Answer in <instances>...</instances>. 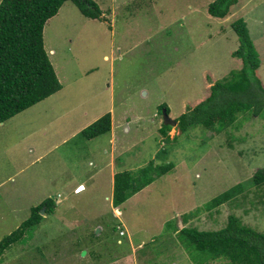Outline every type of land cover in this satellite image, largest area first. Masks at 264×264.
I'll list each match as a JSON object with an SVG mask.
<instances>
[{
  "label": "rangeland",
  "instance_id": "374dc122",
  "mask_svg": "<svg viewBox=\"0 0 264 264\" xmlns=\"http://www.w3.org/2000/svg\"><path fill=\"white\" fill-rule=\"evenodd\" d=\"M93 1L108 23L87 19L67 2L45 26V49L63 89L0 124V241L32 208L48 198L61 201L0 263L114 264L134 254L135 264H194L181 223L239 183L242 196L203 210L182 228L216 231L234 215L264 233V195L250 185L264 168V110L241 114L220 133L172 128L166 139L159 132L161 105L178 118L205 100L213 83L240 70L232 57L238 19L260 55L264 85V0H239L224 19L209 14L214 0ZM107 113L120 144L116 172L142 179L141 170L154 166L147 174L154 182L120 207V216L112 203L111 134L80 135ZM166 163L175 169L160 176L158 166ZM79 184L85 190L76 193ZM122 225L125 236L117 231Z\"/></svg>",
  "mask_w": 264,
  "mask_h": 264
},
{
  "label": "trees",
  "instance_id": "16d2710c",
  "mask_svg": "<svg viewBox=\"0 0 264 264\" xmlns=\"http://www.w3.org/2000/svg\"><path fill=\"white\" fill-rule=\"evenodd\" d=\"M67 2H72L88 19L108 22L104 12L93 0H2L0 3V124L39 104L63 89L55 68L45 50L44 29L47 22L57 16ZM239 0H214L208 12L214 18H226ZM239 41V47L232 57L241 61L239 71H232L228 77L210 87V95L197 106L189 108L172 123L163 124L162 137L169 139V132L177 128L186 133L191 128L203 126L219 131L232 126L241 114L251 112L258 117L264 110V85L257 76L261 66L260 55L251 38L244 19L232 25ZM166 114L169 108L160 106ZM177 124L176 126L174 124ZM112 116L105 114L80 132L88 140H93L111 131ZM211 138V137H210ZM154 166L141 170L142 179H136L131 172L116 173L114 179L113 205L119 207L146 188L154 178L147 174ZM164 175L174 169L173 163L158 166ZM146 177V178H144ZM144 178V179H143ZM250 185L261 190L264 195V168L250 178ZM245 191L239 183L231 189L198 208L183 221L186 224L203 210L211 211L227 202H232ZM264 204V201H263ZM54 214L56 202L48 198L35 208L30 217L12 234L0 241V259L5 251L23 238L26 232L39 226L44 220L40 215ZM187 215H185L186 217ZM191 240L187 246L193 247L194 264H209L224 261L225 264H264V233L242 223L234 216L228 217L227 225L216 231H200L197 228H183ZM193 254V253H192ZM1 261V260H0ZM1 264V263H0Z\"/></svg>",
  "mask_w": 264,
  "mask_h": 264
},
{
  "label": "crops",
  "instance_id": "0c3cea01",
  "mask_svg": "<svg viewBox=\"0 0 264 264\" xmlns=\"http://www.w3.org/2000/svg\"><path fill=\"white\" fill-rule=\"evenodd\" d=\"M62 9V8H61ZM104 12V11H103ZM105 14V13H104ZM88 19V18H87ZM89 20H92V19H89ZM93 21H95V22H99L100 24H102L103 22L102 21H99V20H93ZM48 23V22H47ZM104 23H108V22H104ZM113 25V24H112ZM103 31H104V29H103ZM105 32V31H104ZM46 50V49H45ZM47 52V51H46ZM47 54H48V52H47ZM49 54L50 55H55L56 56V51H54V50H51V51H49ZM105 58H107V56L105 57ZM60 92V91H59ZM58 92V93H59ZM57 94V93H56ZM55 95V94H54ZM54 95H52V96H54ZM51 96V97H52ZM50 98V97H49ZM48 98V99H49ZM47 100V99H46ZM111 114V116H112V128H111V131L109 132V133H107V134H111V137H110V139H109V142L111 143V144H113V146H112V150H111V160H110V164H109V168H110V175H111V179H110V183H111V186H112V203H113V190H114V179H115V175H116V159L115 158H113V155H117V152H118V150L116 149V148H119L120 147V144H119V142H118V136L117 135H115L114 134V123H115V121H114V118H113V115H112V113H110ZM19 115V114H18ZM104 116V115H103ZM175 119H177V118H173V117H170L169 116V118H166L165 119V121H164V123H166V121H170V122H173ZM91 125V124H90ZM174 125H176V123L174 124ZM161 129V128H160ZM160 129H159V132H160ZM127 132H129V129H127ZM160 134H161V132H160ZM172 138V137H171ZM129 144H131V143H129ZM125 148H127V145H125ZM125 148H123V149H125ZM157 157V156H156ZM151 165H153V164H150L149 166H151ZM148 167V166H147ZM146 167V168H147ZM142 169V168H141ZM174 169H175V166H174ZM140 170V169H139ZM79 186H84V188H85V185L84 184H79V185H77V187L76 188H78ZM75 188V189H76ZM147 188V187H146ZM146 188H144V189H146ZM143 189V190H144ZM142 190V191H143ZM84 191V190H83ZM82 191V192H83ZM138 194V193H137ZM136 195V194H135ZM134 195V196H135ZM133 197H131L130 199H132ZM135 198V197H134ZM128 201V200H127ZM126 201V202H127ZM126 202L124 203V204H122L121 206H119V207H117V210H119V212L121 211V209H120V207H122V206H125L126 205ZM58 203H60L61 204V201L58 199L57 201H56V210H57V204ZM117 210H115V213H116V215L118 214L117 213ZM121 214H122V211H121ZM120 214V215H121ZM181 227H182V225L180 226V229H181ZM180 232V231H179ZM139 248L141 247V245H139L138 246ZM133 253H134V250H133ZM134 261H135V256H134V254H133V257L132 258H130L129 256H126V257H124V258H122L121 259V262L120 261H116L114 264H135L134 263Z\"/></svg>",
  "mask_w": 264,
  "mask_h": 264
},
{
  "label": "clouds",
  "instance_id": "9594fccd",
  "mask_svg": "<svg viewBox=\"0 0 264 264\" xmlns=\"http://www.w3.org/2000/svg\"><path fill=\"white\" fill-rule=\"evenodd\" d=\"M103 11V10H102ZM104 16H105V14H104ZM106 17V16H105ZM107 18V17H106ZM100 21V20H99ZM236 51V50H235ZM51 97V96H50ZM48 99V98H47ZM41 103V102H40ZM78 189H81L80 191H78ZM83 190H85V188H84V186H79L78 188H76L75 189V192L76 193H81ZM114 206V205H113ZM114 208H115V210H117V207H115L114 206ZM117 215L116 216H120V214H121V211L119 212V210H117ZM181 225H182V223H181ZM118 227H121L122 228V231L124 232V235H120V236H125V231H124V227H123V225L122 226H118ZM118 227H117V231H119V229H118ZM183 228L181 227V230H182ZM119 234H120V231H119Z\"/></svg>",
  "mask_w": 264,
  "mask_h": 264
},
{
  "label": "water",
  "instance_id": "95a60500",
  "mask_svg": "<svg viewBox=\"0 0 264 264\" xmlns=\"http://www.w3.org/2000/svg\"><path fill=\"white\" fill-rule=\"evenodd\" d=\"M164 116H165V119L169 118V115L165 113V110H164ZM44 213H45V209H43V211L41 212V215H44Z\"/></svg>",
  "mask_w": 264,
  "mask_h": 264
},
{
  "label": "built area",
  "instance_id": "2783aa9c",
  "mask_svg": "<svg viewBox=\"0 0 264 264\" xmlns=\"http://www.w3.org/2000/svg\"><path fill=\"white\" fill-rule=\"evenodd\" d=\"M81 189H78V191H80ZM119 231H120V235H124V232L122 231L121 227H118Z\"/></svg>",
  "mask_w": 264,
  "mask_h": 264
}]
</instances>
